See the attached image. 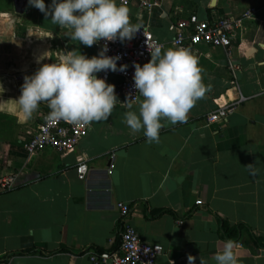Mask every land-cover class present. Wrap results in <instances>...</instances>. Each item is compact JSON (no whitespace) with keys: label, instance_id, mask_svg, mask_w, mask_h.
I'll return each instance as SVG.
<instances>
[{"label":"crops","instance_id":"1","mask_svg":"<svg viewBox=\"0 0 264 264\" xmlns=\"http://www.w3.org/2000/svg\"><path fill=\"white\" fill-rule=\"evenodd\" d=\"M142 1L152 0L127 6L131 21L166 47L174 46L170 27L193 14L242 22L229 49L188 46L210 87L186 122L165 123L158 143L133 133L125 123L128 108L118 104L108 120L93 122L74 151L61 155L24 149L47 104L22 121L11 100L43 53L49 57L41 63H51L59 50L91 57L99 43L79 44L35 6L18 13L13 0H0V183L16 177L15 188H0V264H93L86 250H110L120 242L118 203L131 206V224L145 242L163 247L158 264H187L189 253L195 264L202 255L216 264L213 257L228 240L225 221L264 238V0H216L215 6L213 0H162L150 10ZM251 9L256 14L244 18ZM109 83L116 91L121 78ZM132 105L138 108V101ZM227 105H235L233 113L208 125L206 118ZM83 161L90 171L79 180L76 167ZM244 237L233 241L240 264H264V240L247 246Z\"/></svg>","mask_w":264,"mask_h":264},{"label":"clouds","instance_id":"2","mask_svg":"<svg viewBox=\"0 0 264 264\" xmlns=\"http://www.w3.org/2000/svg\"><path fill=\"white\" fill-rule=\"evenodd\" d=\"M54 24L69 29L68 36L85 46L105 41L98 55L89 57L80 50H59L51 63H41L48 52L37 57L40 65L31 75H25L20 95L11 100L22 121L33 117L41 103L50 111L49 122L67 121L85 127L94 121L108 120L118 104H124L125 123L133 133L142 132L147 143H158L165 123L175 125L188 119L190 110L210 86L202 80V68L192 50L184 46L166 47L148 44L150 60L141 65L134 62L135 96L138 108L129 103L131 96L121 102L115 85L97 74L101 71L125 72L128 65L119 64L121 56L107 55L109 41L132 40L142 29L130 19L127 0H28ZM0 84V93L4 92ZM134 96V97H135ZM251 166V164H249ZM216 264H240L234 252V242L227 240L214 255ZM196 257L187 256V264ZM200 264L209 259L200 257Z\"/></svg>","mask_w":264,"mask_h":264},{"label":"built area","instance_id":"3","mask_svg":"<svg viewBox=\"0 0 264 264\" xmlns=\"http://www.w3.org/2000/svg\"><path fill=\"white\" fill-rule=\"evenodd\" d=\"M136 0H127V5H132ZM162 0H152L140 2V6L150 10L153 7L160 6ZM256 14V10L251 9L244 13V18H249ZM242 22L241 19L221 18L212 20H201L197 15H190L186 19H180L170 27L175 33L174 44L176 46L188 47L189 45H198L206 43L213 47L229 49L232 41L236 36V30ZM154 42L163 44L148 28L142 26V29L135 37L128 41L121 42L119 40L109 41V51L107 55L121 56V60L117 63L127 64L125 72H100V77H105L109 82L113 76L121 78L116 93L125 102L130 96L129 103L133 104L142 99L136 94L134 88V62L143 65L150 60V52L148 44ZM100 48L105 41L101 40ZM232 73L234 66L230 64ZM135 96V97H134ZM243 100V98H240ZM235 110V105H227L219 107L207 118V124L211 125L216 122L226 120ZM50 109L42 116L39 124L34 130L29 132V136L24 143V149L29 154H38L46 148H51L61 155H66L74 151L81 141L86 138L92 128L93 122L85 127H80L67 121L49 122L47 115ZM90 168L87 162L83 161L77 164L76 172L79 180H85L89 174ZM14 176H7L2 179L0 188L4 191H10L15 188ZM119 217L121 224L120 242L118 246L110 250L99 251L97 249H89L84 253L88 256L93 264H158V257L163 253L164 249L159 244H150L145 242L137 229L131 224L132 208L125 203H118ZM240 245V242H238Z\"/></svg>","mask_w":264,"mask_h":264},{"label":"trees","instance_id":"4","mask_svg":"<svg viewBox=\"0 0 264 264\" xmlns=\"http://www.w3.org/2000/svg\"><path fill=\"white\" fill-rule=\"evenodd\" d=\"M222 231L224 236L228 240L238 241L240 235L245 234L243 243L247 246H262L263 237H260L258 234L254 233L250 228L244 224L230 225L228 222L222 223Z\"/></svg>","mask_w":264,"mask_h":264},{"label":"water","instance_id":"5","mask_svg":"<svg viewBox=\"0 0 264 264\" xmlns=\"http://www.w3.org/2000/svg\"><path fill=\"white\" fill-rule=\"evenodd\" d=\"M14 2V6H15V10L18 13H24L26 11V8L28 6V0H13ZM216 4V0H213V6H215ZM98 76L100 75V73L97 74Z\"/></svg>","mask_w":264,"mask_h":264}]
</instances>
